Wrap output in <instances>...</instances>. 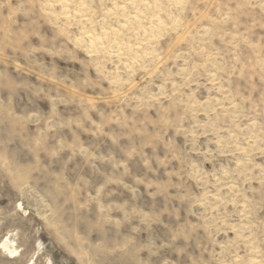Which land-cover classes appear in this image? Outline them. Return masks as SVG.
<instances>
[{"label": "rangeland", "instance_id": "rangeland-1", "mask_svg": "<svg viewBox=\"0 0 264 264\" xmlns=\"http://www.w3.org/2000/svg\"><path fill=\"white\" fill-rule=\"evenodd\" d=\"M0 264H264V0H0Z\"/></svg>", "mask_w": 264, "mask_h": 264}, {"label": "bare ground", "instance_id": "bare-ground-1", "mask_svg": "<svg viewBox=\"0 0 264 264\" xmlns=\"http://www.w3.org/2000/svg\"><path fill=\"white\" fill-rule=\"evenodd\" d=\"M3 246L7 248L10 252H13V246H11L9 242L3 243Z\"/></svg>", "mask_w": 264, "mask_h": 264}, {"label": "snow or ice", "instance_id": "snow-or-ice-1", "mask_svg": "<svg viewBox=\"0 0 264 264\" xmlns=\"http://www.w3.org/2000/svg\"><path fill=\"white\" fill-rule=\"evenodd\" d=\"M17 253L16 252H13L12 255H16Z\"/></svg>", "mask_w": 264, "mask_h": 264}]
</instances>
